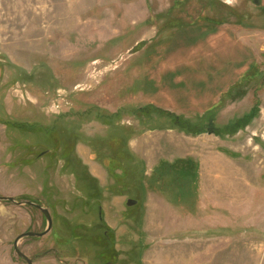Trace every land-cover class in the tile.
<instances>
[{
  "label": "rangeland",
  "instance_id": "1",
  "mask_svg": "<svg viewBox=\"0 0 264 264\" xmlns=\"http://www.w3.org/2000/svg\"><path fill=\"white\" fill-rule=\"evenodd\" d=\"M0 137L34 264H264V0H0Z\"/></svg>",
  "mask_w": 264,
  "mask_h": 264
},
{
  "label": "water",
  "instance_id": "2",
  "mask_svg": "<svg viewBox=\"0 0 264 264\" xmlns=\"http://www.w3.org/2000/svg\"><path fill=\"white\" fill-rule=\"evenodd\" d=\"M257 4H259L258 1H257ZM0 143H1V137H0ZM0 202H12V203H15L19 206L28 205V206L36 207V208L40 209L43 212V214L45 215V217L48 221V228L46 229V231L44 233H35V232L25 233V234H22L21 236H19L14 243V249H15V252L17 253V255L19 256V258L25 260L27 262V264H34L33 260L31 258H29L27 255H25L19 249V243L21 240H23L25 238H42V237L48 235L53 229V219H52L50 212L47 209L43 208L40 205H37L34 202L26 201V202L19 203V202H17V200L15 198H11V197L0 196Z\"/></svg>",
  "mask_w": 264,
  "mask_h": 264
},
{
  "label": "trees",
  "instance_id": "3",
  "mask_svg": "<svg viewBox=\"0 0 264 264\" xmlns=\"http://www.w3.org/2000/svg\"><path fill=\"white\" fill-rule=\"evenodd\" d=\"M251 118H252V116L250 117H248V119H250L251 120ZM247 119H242V120H240L241 122V124H243L245 121H246ZM14 127H17L19 130H27V129H29L30 127H27V126H23V125H20V124H14L13 125ZM31 130H33L34 128H30Z\"/></svg>",
  "mask_w": 264,
  "mask_h": 264
},
{
  "label": "crops",
  "instance_id": "4",
  "mask_svg": "<svg viewBox=\"0 0 264 264\" xmlns=\"http://www.w3.org/2000/svg\"><path fill=\"white\" fill-rule=\"evenodd\" d=\"M208 189H212V187H208ZM217 189H216V187H213V189L212 190H210V191H208V192H210V194H213V195H215L216 196V194H217Z\"/></svg>",
  "mask_w": 264,
  "mask_h": 264
},
{
  "label": "flooded vegetation",
  "instance_id": "5",
  "mask_svg": "<svg viewBox=\"0 0 264 264\" xmlns=\"http://www.w3.org/2000/svg\"><path fill=\"white\" fill-rule=\"evenodd\" d=\"M37 204V203H36ZM37 205H39V204H37ZM41 206V205H40ZM44 208V207H43ZM46 209V208H45ZM40 210V209H39ZM48 210V209H47ZM41 211V210H40ZM49 211V210H48ZM42 212V211H41ZM43 213V212H42ZM45 216V215H44ZM46 218V217H45Z\"/></svg>",
  "mask_w": 264,
  "mask_h": 264
}]
</instances>
